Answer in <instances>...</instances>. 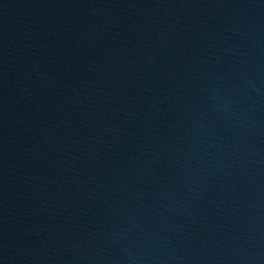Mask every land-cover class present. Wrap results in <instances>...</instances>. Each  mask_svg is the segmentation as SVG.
<instances>
[{"label": "water", "instance_id": "water-1", "mask_svg": "<svg viewBox=\"0 0 264 264\" xmlns=\"http://www.w3.org/2000/svg\"><path fill=\"white\" fill-rule=\"evenodd\" d=\"M0 264H264V0H0Z\"/></svg>", "mask_w": 264, "mask_h": 264}]
</instances>
